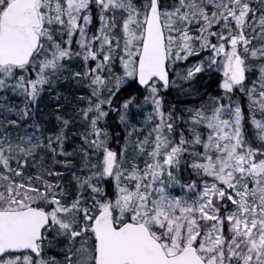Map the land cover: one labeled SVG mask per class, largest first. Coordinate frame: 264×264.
I'll return each mask as SVG.
<instances>
[{"label": "snow or ice", "instance_id": "snow-or-ice-1", "mask_svg": "<svg viewBox=\"0 0 264 264\" xmlns=\"http://www.w3.org/2000/svg\"><path fill=\"white\" fill-rule=\"evenodd\" d=\"M0 101V264H264V0H0Z\"/></svg>", "mask_w": 264, "mask_h": 264}, {"label": "trees", "instance_id": "trees-1", "mask_svg": "<svg viewBox=\"0 0 264 264\" xmlns=\"http://www.w3.org/2000/svg\"><path fill=\"white\" fill-rule=\"evenodd\" d=\"M60 90V89H59ZM62 93H64L65 95H67V96H69L70 94H68L67 92H71V94L72 95H75V93H74V89L73 90H68V89H64V91H63V89L62 90H60ZM165 95L166 96H168V100L166 101V103H170V104H173V105H182V104H191V103H194L195 101L193 100V99H191L190 97H182V96H178V95H175V94H173V93H171V92H168V93H165ZM75 97V96H74ZM73 97V98H74ZM44 98H50V97H48V96H45ZM44 98L41 100V102H40V108L41 109H43V107L41 106L42 105V101H44ZM51 99V98H50ZM17 103L19 102V101H16ZM0 103H4V101H0ZM54 108V104H53V106H52V108L48 111V112H46L45 110H42L41 111V115H44V116H47L48 115V113H50L51 111H52V109ZM10 118H14V117H10ZM116 126V125H115ZM114 126V127H115ZM120 129H121V131H122V126L120 127ZM113 131H115V129L113 128ZM121 139H122V137H121ZM72 141H73V139L72 138H70V141H69V147H71V144H72ZM66 179H68L67 178V176L65 177Z\"/></svg>", "mask_w": 264, "mask_h": 264}, {"label": "bare ground", "instance_id": "bare-ground-1", "mask_svg": "<svg viewBox=\"0 0 264 264\" xmlns=\"http://www.w3.org/2000/svg\"><path fill=\"white\" fill-rule=\"evenodd\" d=\"M72 86L73 88H74V85H73V83L71 82V81H69V82H61V85H60V90H62L63 89V91H64V89H68V90H72V89H69V86ZM68 94H71V92L69 91V92H67ZM69 97V99H73V97L71 96V95H69L68 96ZM43 103H42V107H43V109L42 110H45L46 112H48L51 108H52V106H53V103L51 102V99L50 98H44V101H42ZM120 125H116L115 127H114V129H115V131L116 132H122L121 131V129H120ZM73 131H75V130H73ZM70 138H72L73 140H77V138L78 137H76V136H71Z\"/></svg>", "mask_w": 264, "mask_h": 264}, {"label": "rangeland", "instance_id": "rangeland-1", "mask_svg": "<svg viewBox=\"0 0 264 264\" xmlns=\"http://www.w3.org/2000/svg\"><path fill=\"white\" fill-rule=\"evenodd\" d=\"M69 89H74V93H75V95H72V94H70L72 97H74V96H76L78 93L76 92V89H75V87L73 88L71 85L69 86ZM79 142V140L77 141V143ZM68 179H69V177H67Z\"/></svg>", "mask_w": 264, "mask_h": 264}, {"label": "flooded vegetation", "instance_id": "flooded-vegetation-1", "mask_svg": "<svg viewBox=\"0 0 264 264\" xmlns=\"http://www.w3.org/2000/svg\"><path fill=\"white\" fill-rule=\"evenodd\" d=\"M54 254V253H53Z\"/></svg>", "mask_w": 264, "mask_h": 264}]
</instances>
